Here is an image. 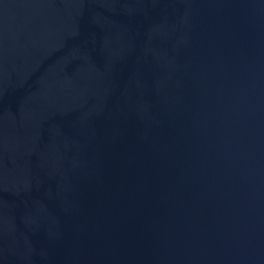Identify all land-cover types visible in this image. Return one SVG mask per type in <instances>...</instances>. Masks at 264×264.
I'll return each mask as SVG.
<instances>
[{
  "label": "water",
  "instance_id": "obj_1",
  "mask_svg": "<svg viewBox=\"0 0 264 264\" xmlns=\"http://www.w3.org/2000/svg\"><path fill=\"white\" fill-rule=\"evenodd\" d=\"M0 264H264V0H0Z\"/></svg>",
  "mask_w": 264,
  "mask_h": 264
}]
</instances>
